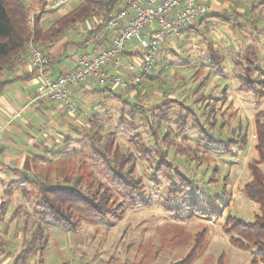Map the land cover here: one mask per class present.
<instances>
[{
    "label": "rangeland",
    "instance_id": "rangeland-1",
    "mask_svg": "<svg viewBox=\"0 0 264 264\" xmlns=\"http://www.w3.org/2000/svg\"><path fill=\"white\" fill-rule=\"evenodd\" d=\"M70 6H75V3L71 2ZM206 6L208 12L198 17L204 18L206 24L199 27L191 37L181 36L179 31L161 41L154 55L152 69L148 73L156 78L152 81L141 80L130 90L138 95L137 98L129 101H136L135 105L145 106L148 110L149 106L158 104L162 99L173 98L196 112L205 123L208 133L215 139H227L233 134L246 138V145L235 148L230 156L224 155L221 150H214L208 157L203 156L204 149L199 143L200 139L190 129L183 135L173 137L171 144H162V148L167 150L168 158L181 173L193 178L201 190L210 196H221L218 201L220 214H206L190 221H180L173 219L155 204L151 207L128 209L120 218L109 219L104 225L80 221L73 232H61L42 226L39 241L30 245L31 252L26 254L22 251L26 250L28 239L34 234L37 225L32 214L37 190L29 186L25 194L29 202L23 205L25 208L20 215L24 220L17 225L21 236L19 241L12 237L6 264H174L183 259L197 241L199 247L191 264L251 263V252L233 246L222 227L227 216L251 222L257 213L256 205L244 196L241 189L249 180L246 165L257 157L253 122L254 115L264 110V99L256 102L252 97L236 93L230 56L253 45L258 61L264 65V3L257 4V0H208ZM245 12L246 16L240 17ZM211 13L228 15V21L210 16ZM60 17L59 12L53 13L48 23ZM208 45L223 56V74L217 77L211 73L200 85V81L206 78L202 57L207 55ZM127 46L142 51L137 38ZM143 56L144 54L142 58ZM184 61L189 63L184 64ZM260 75L264 78V71ZM225 87L224 100L222 90ZM199 93L211 94L212 98L204 102L197 101ZM214 99L218 101L215 105L214 125L210 126L208 124L212 117L207 115L206 110ZM140 100L142 101L139 102ZM118 108H122L124 115H127L124 123L118 121L121 115L116 111ZM175 108L177 107L170 109L174 111L169 114L168 119L171 121L164 122L157 134L163 136L167 128L174 134L177 133L176 124L172 121L176 117ZM150 112L148 110V115H151ZM128 113V107L104 106L103 113L98 112L86 121L83 119L84 122L75 126V136L72 135L78 144L67 148L66 153L59 158L37 162L31 175L34 173L39 179H46L51 184H56L63 178H76L80 181L78 187L84 191L94 190L99 184L107 187L100 172L101 164L93 160L87 147L80 152L79 143H88L89 135L96 136L99 143L116 135L114 142L119 152L135 153L128 136L137 132L151 144L148 124L141 112L135 111L133 116ZM34 122H37V118L31 124ZM147 172L145 163L139 161L137 175L143 177L145 183ZM108 191L111 198L118 202V195L114 191ZM200 193L198 192L196 199L202 208L205 206V196ZM160 196L161 192L154 199L157 200ZM15 224L12 223L13 230ZM21 242L24 244L19 246Z\"/></svg>",
    "mask_w": 264,
    "mask_h": 264
},
{
    "label": "trees",
    "instance_id": "trees-1",
    "mask_svg": "<svg viewBox=\"0 0 264 264\" xmlns=\"http://www.w3.org/2000/svg\"><path fill=\"white\" fill-rule=\"evenodd\" d=\"M124 1L82 0L70 12L44 29L41 27V18L45 13L34 16L31 21L32 11L22 0H0V94L7 84V81L3 80L4 75L10 72L27 54L25 47L29 40H32L42 52L43 47L54 44L75 24L88 19L99 20L95 32H100L104 29L108 19L124 5ZM261 3H264V0H257V4ZM250 8L252 9L253 5ZM246 13L241 14L240 17H245ZM227 16L217 15L223 21H228ZM252 28L258 34L256 27ZM183 29L184 27L180 31ZM188 29L190 28L186 30ZM206 52L207 55L202 57L205 62L206 78L200 81V85L211 73L216 74L217 77L223 74L221 67L223 56L210 45ZM230 62L233 68L232 78L236 82V93L244 97H252L256 102L263 100L264 78L260 73L264 71V65L258 61L257 51L253 45L242 48L240 52L230 56ZM185 63L189 61H184ZM155 78L153 75L143 74L141 80L152 81ZM225 91L226 87L222 90L224 100L226 99ZM137 96L136 94L135 99ZM118 98L121 107H128L129 116H133L135 111L141 112L142 118L148 124L152 143L146 142L140 133L134 132L128 136V140L132 143L135 153H122L119 152L114 142L116 135H112L104 143H99L98 138L93 135L88 136V143L80 141V152L87 147L93 155V160L101 164L100 172L107 187L99 184L94 190L84 191L78 187L80 181L76 178H63L56 184H51L46 179H39L37 175L30 174L25 177L21 183L33 185L37 190L32 207V214L37 225L34 234L28 239L26 250L22 253L31 252L30 245L39 241L42 226L61 232H73L79 226L80 221L104 225L109 219L120 218L128 209L151 207L157 204L163 212L180 221H190L196 216L206 214H220L218 201L221 196H210L201 190L193 178L181 173L173 161L168 158L167 150L162 148V144H171L173 137L175 138L178 134L183 135L190 129L200 139L199 143L204 149L203 156L208 157L214 150H221L224 155L230 156L235 148L246 145V138L233 134L227 139H215L208 133L205 123L196 112L188 105L173 98L162 99L158 104L149 106L148 110L151 111V115H148L147 107L135 105L136 101L131 102L126 98ZM211 98V94L201 93L197 101L204 102ZM217 101V99L212 100L206 110L207 115L212 117V121L208 124L210 126L214 125ZM174 107H177L175 108L176 117L172 121L176 124L177 133L174 134L167 128L163 136L157 134L164 122L171 121L168 118L169 114L174 112L170 109ZM119 112L121 114L118 119L119 123L126 122L127 115H124L123 109L121 108ZM253 124L254 150L257 157L246 165L249 180L241 190L244 196L256 205L257 213L251 222L227 216L222 228L229 235V241L233 246L251 252L250 264H258L264 263V110L254 115ZM71 142L74 141L70 137H65L64 144L68 145ZM55 157L56 153H53L50 159L54 160ZM139 161H143L148 168L145 175L146 183L143 177L137 175ZM108 189L118 195V202L111 198ZM159 192L161 196L155 200L154 196ZM198 192L205 196L203 199L205 206L202 208L196 199ZM43 242L45 243V240ZM198 247L199 241L183 259L174 264H191L196 257Z\"/></svg>",
    "mask_w": 264,
    "mask_h": 264
},
{
    "label": "crops",
    "instance_id": "crops-1",
    "mask_svg": "<svg viewBox=\"0 0 264 264\" xmlns=\"http://www.w3.org/2000/svg\"><path fill=\"white\" fill-rule=\"evenodd\" d=\"M22 1L33 13L40 9L43 0ZM71 2L76 6L82 0ZM198 2L206 6L208 0H198ZM70 3L51 13L43 14L41 27L47 29L55 22L48 23L53 13L59 12L62 17L70 12L75 7H71ZM214 14L211 13L210 16L218 18V14ZM202 19L197 18L190 25L184 26L185 30L183 29L179 34L191 37L199 27L206 24ZM98 22V19L79 22L54 44L43 47L42 54L48 61L46 68L50 77L56 78L72 71L80 55L86 54L92 57L100 49L109 46L110 36L105 31V27L102 31L95 32ZM187 28L190 29L186 30ZM145 32L149 33V29ZM129 47L126 46L119 69L115 70L110 66H105L103 69L110 74H121L123 80L131 75L127 71L129 64L134 66L135 71H139L144 51ZM3 80L7 81V84L0 94V264H6L7 253L13 242L12 237L19 241L21 236L17 225L24 220L20 216L25 208L23 205L29 202L25 192L27 187H34L21 182L32 174L36 163L51 160L53 153H56L55 158L66 153L67 148L76 144L72 138V135L75 136V126L98 112L103 113L104 106L120 107L118 97L128 100L135 98L134 91L129 90L124 93L118 85L100 86L96 79L91 78L82 84L69 87L71 97L78 106L76 114L71 115L59 102L47 100L38 93L39 77L27 54L4 75ZM119 110L120 108L116 111ZM34 118H37V122L31 124ZM65 137H70L74 142L64 144ZM12 223H16L14 230ZM22 242L19 246L24 244Z\"/></svg>",
    "mask_w": 264,
    "mask_h": 264
},
{
    "label": "built area",
    "instance_id": "built-area-1",
    "mask_svg": "<svg viewBox=\"0 0 264 264\" xmlns=\"http://www.w3.org/2000/svg\"><path fill=\"white\" fill-rule=\"evenodd\" d=\"M75 0H43L34 16L58 10ZM208 8L198 0H125L124 5L108 19L105 31L110 36L109 46L92 57L82 54L78 57L74 69L56 78L49 76L47 59L39 47L29 40L26 53L29 61L39 77L38 93L47 100L59 102L69 114L78 111L77 102L71 97L69 87L94 78L100 86L118 85L127 93L140 81L143 74H148L154 63V55L161 41L170 34H177L180 29L190 25L198 17L204 16ZM149 29V33L145 32ZM137 38L141 50L144 51L139 71L129 65L127 71L131 75L125 80L121 74H110L103 68L110 66L119 69L126 46Z\"/></svg>",
    "mask_w": 264,
    "mask_h": 264
}]
</instances>
